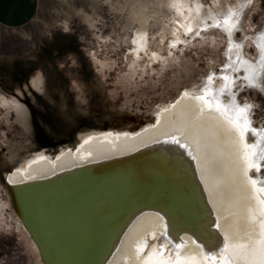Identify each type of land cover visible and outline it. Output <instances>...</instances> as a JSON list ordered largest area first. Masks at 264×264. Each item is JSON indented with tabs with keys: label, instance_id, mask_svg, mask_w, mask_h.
<instances>
[{
	"label": "bare ground",
	"instance_id": "obj_1",
	"mask_svg": "<svg viewBox=\"0 0 264 264\" xmlns=\"http://www.w3.org/2000/svg\"><path fill=\"white\" fill-rule=\"evenodd\" d=\"M153 1L177 10L186 9L188 13L199 11L201 4V0L137 3L132 14L140 23V31L135 32L137 47L143 45L144 29L153 17L154 10L149 9ZM247 2L237 0L222 9L218 20L222 21L231 8L235 12L232 22L239 26ZM169 20H172L173 41L180 38V30L186 33L191 28L189 22L178 29L175 18L169 17ZM203 27L208 30L212 26ZM233 32L234 29L230 38L225 32L228 46L224 63H231L233 67L227 72L221 71V75L227 74L235 83H230L229 92L220 99L227 104L234 96L236 104L252 105L238 99V79L241 77L249 87L245 77L255 70L258 74L254 83L263 87L264 23L250 35L257 46L256 57L242 50L243 39L236 40ZM212 72L205 73L195 86L191 82L176 91L168 102L155 106L149 121L131 129L108 127L79 131L72 146L66 144L54 154L45 149L36 150L6 173L23 217L31 223L39 217L38 221L47 227V230L36 229L39 236L42 234L40 249L18 217L41 264H145L152 249L159 250L161 245H164V260H174L177 243L182 245L179 253L182 259L195 257L203 261L205 253L221 257L219 249L224 237L230 252L232 246L249 245L264 238L260 229L264 213L249 182V176L262 178V175L246 171L244 150L235 128L222 115L195 99L206 86L209 75H213L211 89L219 94L225 81L220 82ZM36 76L34 81L39 87L41 74ZM2 101L7 108L12 106L5 97ZM252 126L255 127L253 120ZM172 137L188 145V149L166 142ZM257 139L251 133L247 136L248 143H256ZM98 173H101L99 177L104 176L97 179L99 193L89 204L92 189L88 185ZM140 184L153 194L135 193V187ZM157 191L161 193L149 200L148 195L153 197ZM54 197H58L57 210L52 205L46 207ZM2 205L0 202V208ZM215 222L219 223L218 229ZM165 225L170 243L162 235ZM145 244L147 247H143ZM233 254L236 264H244L242 258Z\"/></svg>",
	"mask_w": 264,
	"mask_h": 264
},
{
	"label": "rangeland",
	"instance_id": "obj_2",
	"mask_svg": "<svg viewBox=\"0 0 264 264\" xmlns=\"http://www.w3.org/2000/svg\"><path fill=\"white\" fill-rule=\"evenodd\" d=\"M236 1L201 0L196 13L153 1V17L138 47L134 40L140 23L132 14L148 0H37L30 21L1 31L0 264L40 263L12 209L6 173L36 150L54 154L66 144L72 146L79 131L131 129L149 121L155 106L187 85L195 86L205 73L213 71L222 82L225 31L211 27L202 35L195 33L212 26L222 9ZM169 17L178 29L190 22L195 35L180 30V38L173 41ZM263 23L264 0H248L233 35L243 39L241 48L250 57L257 55L250 35ZM39 73L38 87L34 79ZM238 82V99L254 104L252 120L264 128V92L248 87L241 77ZM3 97L11 107L3 104ZM260 173L264 178V162Z\"/></svg>",
	"mask_w": 264,
	"mask_h": 264
},
{
	"label": "snow or ice",
	"instance_id": "obj_3",
	"mask_svg": "<svg viewBox=\"0 0 264 264\" xmlns=\"http://www.w3.org/2000/svg\"><path fill=\"white\" fill-rule=\"evenodd\" d=\"M251 3V0H249ZM235 12L230 8L228 14L224 16L222 21L217 20L212 27L222 28L229 36L231 37L232 30L236 25L232 22ZM207 27V26H206ZM192 28H187L186 32L191 33ZM196 36L200 35V32L197 31ZM175 47V44L172 45ZM229 51H231V40H229ZM155 55V53L153 54ZM230 59V58H229ZM262 67H264V52L261 55ZM244 63H247L246 61ZM233 65L227 63L224 65V68L221 70L227 72L228 69H231ZM237 71L239 69H236ZM257 72L253 70L248 76L245 77L248 81V85L253 88H260L259 84L254 83V80L257 76ZM222 79L225 81L224 86L219 90V94L214 92L210 85L213 81V75L207 77V84L203 87L198 95H195V99L201 101L203 105L207 106L209 110H214L220 115H222L237 131L239 134L241 145L244 150L243 159L246 162L247 172H261V162H264V129H260L252 126L251 110L254 107L251 104L245 103L239 105L235 103V97H230V102L227 104L222 103L220 97L223 96L226 92H229V85L234 84L235 81H231L230 77L225 74L222 76ZM264 92V88H260ZM184 95L187 96L189 93L186 91ZM203 110V109H202ZM251 133L254 137H258L256 143H248L247 136ZM168 143L175 144L183 149H188V145L181 144L180 140L176 137H172ZM190 154V151H189ZM249 182L253 187L254 194L258 200V203L261 206V211L264 213V178L257 176L253 178L249 176ZM215 227L219 228V223L215 222ZM261 236L264 237V220L260 223ZM165 237V241L170 243L167 239V225H165V231L162 233ZM153 238L155 235L153 234ZM143 247H147L145 244ZM176 251V257L174 260H164V245L158 249L153 248L151 253H149L148 259L145 261V264H236V257L233 253L238 255L243 259L244 264H264V238L259 241H252L249 245L237 244L232 246L233 251H229L230 245L227 242V237H224L223 246L219 249L221 257L218 258L214 254L205 253L203 261L197 260L195 257L191 258H181L179 253L182 248V245L177 243L174 245ZM142 250V249H141Z\"/></svg>",
	"mask_w": 264,
	"mask_h": 264
},
{
	"label": "crops",
	"instance_id": "obj_4",
	"mask_svg": "<svg viewBox=\"0 0 264 264\" xmlns=\"http://www.w3.org/2000/svg\"><path fill=\"white\" fill-rule=\"evenodd\" d=\"M37 0H0V35L6 28H18L30 21Z\"/></svg>",
	"mask_w": 264,
	"mask_h": 264
},
{
	"label": "water",
	"instance_id": "obj_5",
	"mask_svg": "<svg viewBox=\"0 0 264 264\" xmlns=\"http://www.w3.org/2000/svg\"><path fill=\"white\" fill-rule=\"evenodd\" d=\"M101 173H103V172H101ZM101 173H98L97 174V177H95V179L93 178L92 180H91V182L89 183V185H88V187L89 188H91L92 189V193H90L89 194V196H90V200H91V202H89V204H91V203H93V201H92V198H94V197H96V196H94V195H96V194H98L99 193V190L97 189V179L98 178H102L103 176H104V174L103 175H101L100 177H99V175L101 174ZM79 176H81L80 174H78ZM81 178H85V177H81ZM86 178H90V177H86ZM85 178V179H86ZM45 178H43L42 180H44ZM47 179V178H46ZM45 179V180H46ZM41 180V179H40ZM44 180V182H46ZM83 180V179H82ZM81 180V181H82ZM37 181H39V179L37 180ZM47 182H49V180L47 181ZM5 183H6V186H7V188H8V191H9V193H10V198H11V203H12V209H13V211H14V213H16V215L18 214V216H20V218L23 220V223H24V225L26 226V228L30 231V233L32 234V236L34 237V239H35V241L37 242V244H38V246L40 247V249L42 248L41 247V242H40V236H42V234H40V236L37 234V230L36 229H38V230H47V227L45 226V225H43L42 224V222L41 221H38L39 220V217H37V219H36V221H38V224L36 225V226H34V224H36V221H35V223H31L30 221H27L24 217H23V215L21 214V212L17 209V205L19 204V202H17V196H15L14 195V193H13V189H12V186L5 180ZM135 193H144V192H148V191H146L147 190V188L145 189V188H143L142 187V184H140V185H138V186H136L135 187ZM157 193V194H156ZM156 193H154V195H153V197H149L150 195H148V199L150 200L151 198H155V196H157V195H159L161 192H156ZM148 194H153L152 192H148ZM54 198H56V199H54V200H52V202H51V204L49 203L46 207H49V206H55L56 207V210H57V198L58 197H54ZM21 203V202H20ZM56 203V204H55ZM51 206V207H52ZM91 206V205H90ZM50 207V208H51ZM50 208H49V210H50ZM119 210H120V208H119ZM43 233V232H42ZM97 242H100V239L97 241Z\"/></svg>",
	"mask_w": 264,
	"mask_h": 264
}]
</instances>
